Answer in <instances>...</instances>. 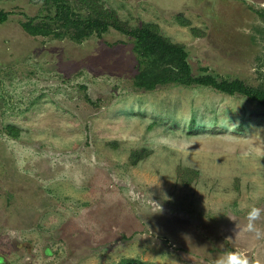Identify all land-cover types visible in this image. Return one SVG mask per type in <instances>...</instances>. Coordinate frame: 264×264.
Listing matches in <instances>:
<instances>
[{"label":"rangeland","instance_id":"rangeland-1","mask_svg":"<svg viewBox=\"0 0 264 264\" xmlns=\"http://www.w3.org/2000/svg\"><path fill=\"white\" fill-rule=\"evenodd\" d=\"M46 1L0 0V264L264 258V239L236 238L252 206L264 230V107L197 85L137 89L133 39L116 29L28 34L27 18L54 16ZM98 1L182 45L195 77L264 88V0Z\"/></svg>","mask_w":264,"mask_h":264},{"label":"trees","instance_id":"trees-1","mask_svg":"<svg viewBox=\"0 0 264 264\" xmlns=\"http://www.w3.org/2000/svg\"><path fill=\"white\" fill-rule=\"evenodd\" d=\"M47 1V4L54 5V16L48 15L44 19L27 18L22 25L28 34L60 38L68 31L74 41L82 42L92 36L102 37L110 28L116 29L133 39V49L138 61V74L134 79L137 89L154 91L169 84L185 87L197 85L213 88L230 96L240 94L264 107V88H255L240 80H218L209 74L195 77L185 48L162 36L154 25L144 24L131 28L122 23L114 12L102 7L98 0H77L79 7L91 11L87 16L76 13L66 0ZM9 16L10 13L0 8V24L5 23ZM7 129L15 137L18 136V132L14 133L13 126H8ZM131 159L134 163L140 160H137L138 156H132ZM118 264L145 263L124 260Z\"/></svg>","mask_w":264,"mask_h":264},{"label":"clouds","instance_id":"clouds-1","mask_svg":"<svg viewBox=\"0 0 264 264\" xmlns=\"http://www.w3.org/2000/svg\"><path fill=\"white\" fill-rule=\"evenodd\" d=\"M261 209L252 206L247 212V224L244 228H239L236 238H239L242 232L249 233L253 241L264 239V230L257 226V221L261 216ZM231 239V238H229ZM214 264H264V258L258 256H249L246 252L240 250H230L220 254L214 261Z\"/></svg>","mask_w":264,"mask_h":264}]
</instances>
